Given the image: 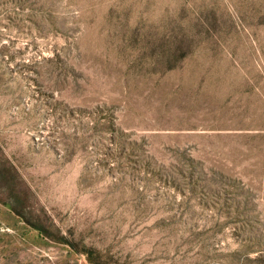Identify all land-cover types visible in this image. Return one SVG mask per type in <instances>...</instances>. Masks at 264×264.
<instances>
[{
  "label": "rangeland",
  "instance_id": "1",
  "mask_svg": "<svg viewBox=\"0 0 264 264\" xmlns=\"http://www.w3.org/2000/svg\"><path fill=\"white\" fill-rule=\"evenodd\" d=\"M91 261L264 264V0H0V264Z\"/></svg>",
  "mask_w": 264,
  "mask_h": 264
},
{
  "label": "trees",
  "instance_id": "2",
  "mask_svg": "<svg viewBox=\"0 0 264 264\" xmlns=\"http://www.w3.org/2000/svg\"><path fill=\"white\" fill-rule=\"evenodd\" d=\"M38 230V233L41 234V230L40 229H37ZM92 264H94V261H91Z\"/></svg>",
  "mask_w": 264,
  "mask_h": 264
}]
</instances>
